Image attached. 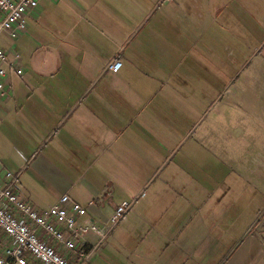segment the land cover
<instances>
[{
	"label": "crops",
	"instance_id": "crops-1",
	"mask_svg": "<svg viewBox=\"0 0 264 264\" xmlns=\"http://www.w3.org/2000/svg\"><path fill=\"white\" fill-rule=\"evenodd\" d=\"M163 1L40 0L16 40L0 34L24 67L9 72L0 123L26 118L40 140L13 164L15 189L37 208L67 194L86 208L79 222L100 227L136 198L101 242L90 233L76 250L57 246L73 264H264V159L241 160L255 134L228 111L245 106L212 99L211 45L214 25L238 43L259 38L264 0H209L199 13L195 0ZM200 42L205 55L190 50ZM182 45L193 66L173 78L159 60Z\"/></svg>",
	"mask_w": 264,
	"mask_h": 264
},
{
	"label": "built area",
	"instance_id": "built-area-1",
	"mask_svg": "<svg viewBox=\"0 0 264 264\" xmlns=\"http://www.w3.org/2000/svg\"><path fill=\"white\" fill-rule=\"evenodd\" d=\"M40 0H0V34L16 40L27 29L26 16L38 7ZM121 61L112 59L108 69L117 71ZM9 72L24 74L20 56L0 46V101L11 95ZM17 173L9 170L0 159V231L4 234L0 245V264H73L57 250L73 251L78 242L92 233L101 242L123 215L131 209L135 199L123 200L109 219L110 225L100 227L91 220L79 222L86 208L62 194L45 208H37L20 197L15 183ZM140 195H144L141 192ZM84 256L83 252H79Z\"/></svg>",
	"mask_w": 264,
	"mask_h": 264
},
{
	"label": "rangeland",
	"instance_id": "rangeland-1",
	"mask_svg": "<svg viewBox=\"0 0 264 264\" xmlns=\"http://www.w3.org/2000/svg\"><path fill=\"white\" fill-rule=\"evenodd\" d=\"M169 1L170 0H166L163 2L167 3ZM186 2L187 0H180L179 3L185 5ZM234 2L236 1L234 0L231 3ZM205 3L210 5L212 2L209 4V0H195L194 5H196L199 9L198 13L201 11L204 12V10H202V4ZM185 24H187V22ZM213 27L214 28L211 31V37H213L211 45L213 47L212 52L214 56L213 59L211 58L213 60L214 69L212 99L213 101H227L230 105L239 101L242 106H245L242 111H240L237 107H231L228 111V115L232 119L236 117V119H234L235 121H245L247 123V128L252 129L255 134L252 137H246L243 139L242 145L244 146V152L242 153L243 158L241 160H245L246 162L247 159L249 160V158L251 159L252 157L263 160V152L258 151L254 156L251 153L256 147H264V128H261L260 130L257 126L258 124L256 123L257 119H255L256 117L264 118V26L259 29V38L256 36V33L255 35L252 34V37L246 36L243 44L238 43L237 40H232L235 37L228 32V30L232 28H221V31L220 28H217L215 25ZM181 36H184V34L181 33ZM253 38H255V40ZM9 40L14 41L10 38ZM258 40L263 42L258 44ZM202 44L204 43L200 42L197 44V48H195L196 50L194 48H190V50L193 52L197 51L198 53L202 52V54L205 55L204 51L201 49L203 48ZM257 45H259L258 50L252 49ZM237 47L242 48V51H235V56L233 57L231 55V50ZM179 49L178 52L180 55L177 52L179 56L172 55L170 58L168 57V59L165 57L164 60L163 58L159 60L163 66L177 70L173 71L175 72L174 75H171L173 78H177L179 70L180 72H183L184 69H188V67L193 66L190 62V56L188 54H184L187 47L182 45L181 51H179ZM227 49H229L228 52H226ZM253 50L258 51L257 55L253 58L247 59L250 52ZM158 52L160 53L159 50ZM207 54L211 57L209 52H207ZM159 56H161V53ZM238 56H244L247 60L241 59ZM201 59L202 58H197L195 60V66L202 64L203 60ZM243 62L245 63V68L242 67ZM221 68L223 69V73L219 74L217 71ZM224 71L228 72L225 73ZM254 71H256V73L259 72L260 76L258 77L253 74ZM240 84L245 86L243 92L237 89ZM237 111H239L238 114L236 113ZM243 111L245 116L240 113ZM262 122L264 121L262 120ZM28 124L29 122L26 118L24 121L22 117L12 119L11 116L10 118L4 119V121L0 123V158L4 164H6V167L14 173L16 172V169H14V167H16V163L27 161L31 151L34 149L37 142L40 141L36 134H32V132H30ZM262 127H264V125ZM228 163L233 164L234 160L229 159Z\"/></svg>",
	"mask_w": 264,
	"mask_h": 264
}]
</instances>
